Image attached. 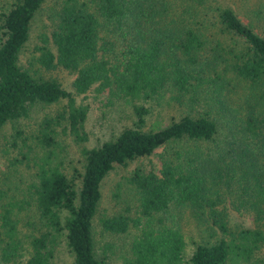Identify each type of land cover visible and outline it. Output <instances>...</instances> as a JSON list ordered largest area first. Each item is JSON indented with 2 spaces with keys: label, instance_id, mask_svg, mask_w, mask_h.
<instances>
[{
  "label": "trees",
  "instance_id": "trees-1",
  "mask_svg": "<svg viewBox=\"0 0 264 264\" xmlns=\"http://www.w3.org/2000/svg\"><path fill=\"white\" fill-rule=\"evenodd\" d=\"M44 1L0 9V129L37 103L64 100L32 132L11 134L15 151L0 168V264H50L59 235L74 264H101L92 221L102 179L158 146V169L135 167L127 177L135 214L126 206L99 219L108 232L136 230L122 264H264V34L254 28L264 13L226 0H58L34 60L73 73L68 90L19 61ZM90 89L130 101L133 121L82 146L79 170L68 175L55 137L87 139V105L75 96ZM167 91L183 104L178 116L143 128L144 101ZM174 208L213 231L186 257ZM230 210L253 225H231ZM28 213L35 232L22 229Z\"/></svg>",
  "mask_w": 264,
  "mask_h": 264
},
{
  "label": "rangeland",
  "instance_id": "rangeland-1",
  "mask_svg": "<svg viewBox=\"0 0 264 264\" xmlns=\"http://www.w3.org/2000/svg\"><path fill=\"white\" fill-rule=\"evenodd\" d=\"M9 1L0 0V9L4 8ZM56 1L58 0H45L34 13L30 22L29 37L20 50L19 61L22 64L30 65L41 76L56 77L65 89L71 90L73 73L59 66L44 70L38 67V64L34 60V56L37 54L36 46L40 44L39 36L43 32H48L50 14L55 9ZM226 1L236 8L241 4L246 7H255L264 13V0ZM238 14L243 21L247 22L245 15H242L241 12ZM263 26H254V28L257 32L264 34ZM178 100L175 98L174 92L167 91L161 96L144 101L150 107V112L143 128L160 127L168 123L171 118H176L183 105ZM75 101L87 105V114L84 120L87 139L84 142H76L69 133L60 130L55 137L62 168L68 175H76L77 170H79L78 168L80 167L82 159L80 151L82 146H95L116 134L122 127L131 125L133 121L130 101L124 98L111 97L107 99L105 92L97 93L90 89L76 95ZM63 105V99L51 104L37 103L31 107L26 117L7 121L0 129V168L4 166L5 156L15 151V148L11 147L10 143L13 129L20 127L24 130V133H30L34 130L42 115H53L57 110H61ZM61 123L63 124L65 121L62 120ZM58 127L56 126V128ZM163 151L164 147L158 146L149 155L135 158L125 166L113 167L102 179L101 198L97 204L92 221L95 252L101 264H122V257L126 253L130 238L136 230L129 229L124 233L108 232L100 227L99 219L102 216L121 211L126 206L129 207V214H135L133 188L128 182L127 177L135 167H140L143 170H157L159 167V156ZM172 213L176 216L184 237V257H186L196 242L208 239L209 232L213 231L206 229L204 223L194 219L186 208H182L180 211L174 208L172 209ZM26 220L29 222L27 223ZM32 220L33 218H31L30 213L24 215L20 222L22 224L26 221V223L22 224L23 231L35 232L30 224L34 222ZM229 220L231 225H253L250 216L240 215L231 210ZM218 234L220 232L215 230V233L211 235L217 236ZM262 252L264 253V250ZM50 264H74L72 255L64 242L63 235H59L56 240Z\"/></svg>",
  "mask_w": 264,
  "mask_h": 264
}]
</instances>
